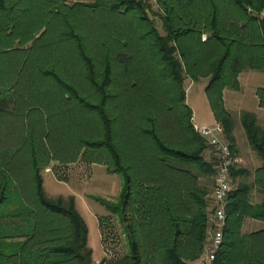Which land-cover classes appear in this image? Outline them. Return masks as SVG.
Segmentation results:
<instances>
[{
	"label": "trees",
	"instance_id": "16d2710c",
	"mask_svg": "<svg viewBox=\"0 0 264 264\" xmlns=\"http://www.w3.org/2000/svg\"><path fill=\"white\" fill-rule=\"evenodd\" d=\"M162 2L167 34L154 25L148 0H0V116L14 95L10 83L25 80V68L38 75L29 87L33 101L48 96L59 115H46L43 147L30 152L38 210L12 179L22 176L21 166L2 172L0 264H96L90 228L74 197L51 199L43 185V163L60 145L66 146L62 161H75L85 148L83 156L124 177L121 204L103 201L119 217L127 251L100 264H192L202 256L217 157L206 156L210 145L195 128L184 81L209 79L210 103L234 150L224 89L240 88L246 68L264 71V0ZM55 3L75 9L74 19ZM55 14L63 16L56 29ZM51 28L56 35L45 37ZM29 41L31 48L18 47ZM258 95L264 106V86ZM174 108L176 121L162 126V116ZM243 121L264 158L256 116L246 112ZM171 127L176 133L169 134ZM30 134H39L34 125ZM240 190L228 197L224 242L212 264H264V250L241 235L247 210ZM6 216L12 220L1 223Z\"/></svg>",
	"mask_w": 264,
	"mask_h": 264
},
{
	"label": "rangeland",
	"instance_id": "374dc122",
	"mask_svg": "<svg viewBox=\"0 0 264 264\" xmlns=\"http://www.w3.org/2000/svg\"><path fill=\"white\" fill-rule=\"evenodd\" d=\"M69 1V3H73V0ZM93 1L95 0H88L87 2ZM148 3L150 4L148 14L153 20L154 25L161 34H167L163 19L165 9L162 0H148ZM54 5L58 7L61 15L68 13L71 18L74 19L72 16L75 15V9L68 8L63 5V3H55ZM61 15L57 14L54 16V19H52L54 29L58 27L59 21L63 19ZM55 33L56 32H53L51 28L50 31L46 33L45 37L56 35ZM32 45L33 42H28L26 44V46L30 48ZM25 69V80L18 78L10 83V92L14 95L11 96L12 99L9 101L7 111L0 116V161L4 160L3 162H5V165L0 167V181L4 179L2 176L3 171L8 173V170H14L18 165L21 166L20 168L24 171L22 176L18 174L12 177V179L24 192L26 197L25 201L27 200L28 204L35 205V208L38 210L35 199L32 198L33 188L31 187L32 172L30 152L34 146L43 147L41 135L44 136V128L47 126V123H44L47 119L46 115L50 117V113L53 112L55 120L59 118V115L58 113L56 114L54 109L57 106L53 105V101H51V98L48 96H45L49 99L47 101H42L41 98L40 101H33L34 94L29 92V87H31L30 84L32 81L38 79V75H36L32 69ZM74 74L79 78L80 73L76 68L73 76ZM208 82L209 79L207 77H203L199 81L187 77L184 81V87L187 91L186 102L193 110V117L200 124H213L216 118L206 90ZM43 96L44 95H42V97ZM55 103H57L56 100L54 104ZM37 104V109H29L31 105L35 106ZM41 113L44 115L42 116ZM177 113V109L174 108L169 111L165 117L162 116L160 120L161 125L174 124ZM33 125L39 133L36 135L38 137L35 136L36 139L34 135L32 136V134H30V128H32ZM174 133H176V131L171 127L169 134ZM65 147L66 146L60 145L58 148L60 151H57V156L59 158H56L57 156L55 155L53 159L44 162L41 168L43 185L47 196L51 199L63 198L65 202H68L70 198L74 197L78 210L84 216L90 228L89 245L94 250V260L96 264H100L104 258H109L112 262H115L116 258L122 256L127 251V247L122 232V224L118 215L108 209L103 200L111 201L116 205L121 204L120 196L125 185L124 177L119 173L110 172L105 163L91 161L83 156L85 148L80 149L79 157L75 161H62L61 158L65 159V157L62 156ZM68 148L72 150L74 147L70 145ZM77 150L79 149L76 148V151ZM211 152L213 155L211 160L216 161L215 153L213 151ZM215 181L216 174L211 184V192L214 189ZM209 197L211 198V193ZM211 214L212 208L209 213L210 222L212 223ZM9 220H12V218L8 216L3 217L1 223ZM210 228L205 250L199 259L193 261L195 264H197V262L200 264H210L205 258L206 249L211 237ZM16 238L22 239L23 236ZM13 239L15 238H7V240Z\"/></svg>",
	"mask_w": 264,
	"mask_h": 264
},
{
	"label": "crops",
	"instance_id": "0c3cea01",
	"mask_svg": "<svg viewBox=\"0 0 264 264\" xmlns=\"http://www.w3.org/2000/svg\"><path fill=\"white\" fill-rule=\"evenodd\" d=\"M76 1L88 0H73V2ZM16 42L19 43L20 38ZM18 47L26 48L27 46L18 45ZM239 81L240 88L226 87L224 89L225 106L234 120L233 190L241 188V202L247 210L243 216L241 235L251 237L257 243L256 248L264 250V158L250 141L243 121L246 112L253 113L261 135H264V106L261 105L258 95L259 88L264 86V71L246 68L240 73ZM193 119L194 123L199 126H212L220 123L217 118L213 124H200L194 117ZM211 151L213 149L210 146L206 152L209 159L213 158ZM197 264L200 263L197 262Z\"/></svg>",
	"mask_w": 264,
	"mask_h": 264
},
{
	"label": "built area",
	"instance_id": "2783aa9c",
	"mask_svg": "<svg viewBox=\"0 0 264 264\" xmlns=\"http://www.w3.org/2000/svg\"><path fill=\"white\" fill-rule=\"evenodd\" d=\"M195 128L208 141L217 157V176L211 196L213 206L211 237L205 255L207 261L212 264L224 242V228L227 221L226 206L228 197L233 190L232 166L235 158L232 146L225 138V130L222 124L218 123L212 126L195 124Z\"/></svg>",
	"mask_w": 264,
	"mask_h": 264
}]
</instances>
